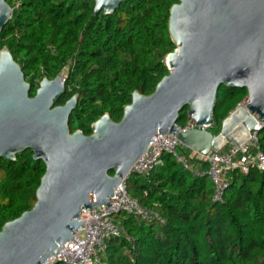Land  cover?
<instances>
[{"label":"water","instance_id":"water-1","mask_svg":"<svg viewBox=\"0 0 264 264\" xmlns=\"http://www.w3.org/2000/svg\"><path fill=\"white\" fill-rule=\"evenodd\" d=\"M126 1L92 0V16L112 15ZM11 13L0 0V32ZM167 28L175 46L165 59L168 74L152 94L134 91L119 122L102 115L88 136L69 128L78 94L56 105L66 94L60 75L43 78L30 97L20 65L8 48L0 50V160L30 151L45 166L34 206L0 229V264H45L57 255L85 223L83 212L111 206L151 140L178 132L184 109L195 128L178 138L201 157L240 147L255 126L264 127V0H177ZM220 86L246 95L213 135L201 127L213 124Z\"/></svg>","mask_w":264,"mask_h":264},{"label":"trees","instance_id":"trees-1","mask_svg":"<svg viewBox=\"0 0 264 264\" xmlns=\"http://www.w3.org/2000/svg\"><path fill=\"white\" fill-rule=\"evenodd\" d=\"M6 2L12 13L0 32V50L8 48L20 65L30 96L43 78L53 80L66 70V94L56 105L78 94L71 132L90 135L91 125L104 114L119 122L134 91L148 96L168 74L165 59L175 46L167 23L177 0H127L112 15L94 18L92 0ZM245 95L218 88L213 135ZM187 124L186 108L177 125ZM257 138L264 154V127ZM162 159L147 177L131 174L127 186L140 204L159 211L165 224L114 214L133 242L110 239L101 264H264V171L231 173L222 202L215 203L207 177L193 176L169 154ZM44 172L30 151L15 162L0 160V229L34 206Z\"/></svg>","mask_w":264,"mask_h":264},{"label":"built area","instance_id":"built-area-1","mask_svg":"<svg viewBox=\"0 0 264 264\" xmlns=\"http://www.w3.org/2000/svg\"><path fill=\"white\" fill-rule=\"evenodd\" d=\"M178 126V125H177ZM211 127L201 128L210 130ZM195 128L188 119L185 127L178 126L177 133L159 134L149 143L144 154L133 165L131 172L122 180L110 207L95 208L81 215L82 227L75 232L73 238L66 243L59 253L49 258L45 264H101L107 256L108 241L112 238L124 237L132 244L133 239L127 235L123 227L113 220V215L123 212L132 215L138 222L165 224V218L159 211L143 206L128 192L127 181L133 173L147 177L156 168L163 165V154L171 155L186 171L193 176L207 177L213 186L212 201L220 203L228 186L229 175L233 172L246 175L250 171H264V154L258 144L257 133L260 125L249 132L248 141L240 147L227 144L218 152H210L201 157L188 150L179 140L178 134ZM192 161L197 162L196 167ZM205 164L206 168H203Z\"/></svg>","mask_w":264,"mask_h":264},{"label":"rangeland","instance_id":"rangeland-1","mask_svg":"<svg viewBox=\"0 0 264 264\" xmlns=\"http://www.w3.org/2000/svg\"><path fill=\"white\" fill-rule=\"evenodd\" d=\"M64 80L67 78V76H66V70L64 69L60 74H59ZM36 86H34V88H33V93L35 92V90H36ZM70 89V88H69ZM244 98H245V96L241 99V101L238 103V104H240L243 100H244ZM211 130V129H210Z\"/></svg>","mask_w":264,"mask_h":264},{"label":"flooded vegetation","instance_id":"flooded-vegetation-1","mask_svg":"<svg viewBox=\"0 0 264 264\" xmlns=\"http://www.w3.org/2000/svg\"><path fill=\"white\" fill-rule=\"evenodd\" d=\"M39 83H40V82H38V85H39ZM38 85L36 86L37 88H38ZM37 88H36V89H37ZM35 91H36V90H35ZM34 94H35V93H34ZM30 97H33V96H30Z\"/></svg>","mask_w":264,"mask_h":264}]
</instances>
